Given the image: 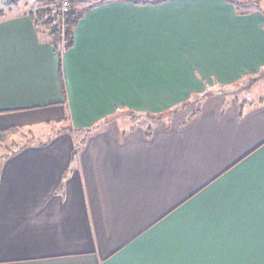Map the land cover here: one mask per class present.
<instances>
[{"label":"crops","instance_id":"1","mask_svg":"<svg viewBox=\"0 0 264 264\" xmlns=\"http://www.w3.org/2000/svg\"><path fill=\"white\" fill-rule=\"evenodd\" d=\"M81 2L67 48L0 18L2 139L66 124L3 159L0 264H264V13Z\"/></svg>","mask_w":264,"mask_h":264},{"label":"rangeland","instance_id":"2","mask_svg":"<svg viewBox=\"0 0 264 264\" xmlns=\"http://www.w3.org/2000/svg\"><path fill=\"white\" fill-rule=\"evenodd\" d=\"M79 1V0H78ZM85 2H81V5L91 4L92 0H84ZM261 2L264 7V0H233L235 6L242 11L253 10L255 9L253 2ZM57 4L59 0L56 1ZM68 3L67 7L70 5V0H66ZM86 3V4H85ZM79 4V3H78ZM56 5V4H55ZM75 6H78L77 3H74ZM49 8L53 11L54 4H48L45 0H0V11L4 12V14H12L21 11L23 8H28L31 10L37 9H46ZM79 8V6H78ZM264 90V76H261L257 79L256 82H250L249 80H245L240 82L234 89L233 99H242L248 98L253 99L259 92H263ZM121 116L131 121V123H139L143 125L151 124L153 119L143 114L131 113L129 111L122 112ZM64 122L60 123H50L49 125H40L38 127H33L29 131H23L22 134H14L12 136L6 137L4 139H0V166L3 164V159L7 156H11V154L18 152L20 149L29 146L28 143L37 144L40 141H47L51 138L55 133H62L65 130ZM36 146V145H33Z\"/></svg>","mask_w":264,"mask_h":264},{"label":"trees","instance_id":"3","mask_svg":"<svg viewBox=\"0 0 264 264\" xmlns=\"http://www.w3.org/2000/svg\"><path fill=\"white\" fill-rule=\"evenodd\" d=\"M48 4H54L53 11L48 7L46 9H37L35 10V15H33L35 22L40 23L43 30L48 32V35L51 38L53 44H59L60 41H64V47H70L72 45V33L75 25L77 24L81 10L78 6H75L76 0H70V5L66 7L65 10H62L60 3L57 4V0H45ZM153 3L161 2L164 0H151ZM233 2V0H228ZM56 4V5H55ZM255 9L264 13V7L261 2H253ZM240 10V9H239ZM241 13L245 11L240 10ZM4 15V12L0 11V18ZM263 74H259L257 77L250 78V82H256L259 77ZM244 100V99H243ZM151 119H158L150 114H144ZM88 131V130H87ZM4 135H0L2 139Z\"/></svg>","mask_w":264,"mask_h":264},{"label":"built area","instance_id":"4","mask_svg":"<svg viewBox=\"0 0 264 264\" xmlns=\"http://www.w3.org/2000/svg\"><path fill=\"white\" fill-rule=\"evenodd\" d=\"M59 3L61 5L62 10H65L66 7H67V5H68V3L66 2V0H59Z\"/></svg>","mask_w":264,"mask_h":264}]
</instances>
